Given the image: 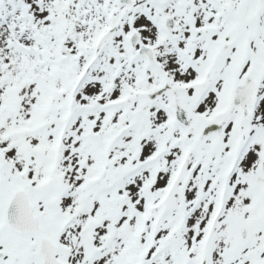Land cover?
<instances>
[{
    "label": "snow or ice",
    "instance_id": "1",
    "mask_svg": "<svg viewBox=\"0 0 264 264\" xmlns=\"http://www.w3.org/2000/svg\"><path fill=\"white\" fill-rule=\"evenodd\" d=\"M0 264H264V0H0Z\"/></svg>",
    "mask_w": 264,
    "mask_h": 264
}]
</instances>
